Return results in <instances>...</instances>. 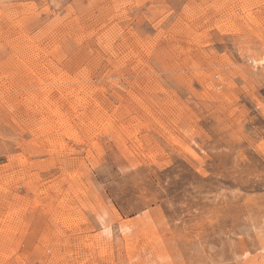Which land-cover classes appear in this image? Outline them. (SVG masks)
Masks as SVG:
<instances>
[{"label": "rangeland", "instance_id": "1", "mask_svg": "<svg viewBox=\"0 0 264 264\" xmlns=\"http://www.w3.org/2000/svg\"><path fill=\"white\" fill-rule=\"evenodd\" d=\"M0 264H264V0H0Z\"/></svg>", "mask_w": 264, "mask_h": 264}, {"label": "bare ground", "instance_id": "2", "mask_svg": "<svg viewBox=\"0 0 264 264\" xmlns=\"http://www.w3.org/2000/svg\"><path fill=\"white\" fill-rule=\"evenodd\" d=\"M103 232H104V234L106 235V236H110V234H111V229H110V227H107V228H105L104 230H103Z\"/></svg>", "mask_w": 264, "mask_h": 264}]
</instances>
